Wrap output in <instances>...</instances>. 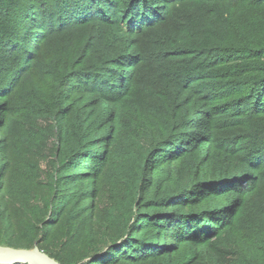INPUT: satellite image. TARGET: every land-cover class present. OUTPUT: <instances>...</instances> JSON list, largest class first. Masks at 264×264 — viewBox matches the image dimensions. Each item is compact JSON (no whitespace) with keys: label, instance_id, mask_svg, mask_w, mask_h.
<instances>
[{"label":"trees","instance_id":"1","mask_svg":"<svg viewBox=\"0 0 264 264\" xmlns=\"http://www.w3.org/2000/svg\"><path fill=\"white\" fill-rule=\"evenodd\" d=\"M2 245L264 264V0H0Z\"/></svg>","mask_w":264,"mask_h":264},{"label":"water","instance_id":"2","mask_svg":"<svg viewBox=\"0 0 264 264\" xmlns=\"http://www.w3.org/2000/svg\"><path fill=\"white\" fill-rule=\"evenodd\" d=\"M0 263L4 264H60L35 246L32 249L0 247Z\"/></svg>","mask_w":264,"mask_h":264},{"label":"rangeland","instance_id":"3","mask_svg":"<svg viewBox=\"0 0 264 264\" xmlns=\"http://www.w3.org/2000/svg\"><path fill=\"white\" fill-rule=\"evenodd\" d=\"M36 195V193L35 192H32V194H31V198H28V202H30L31 203V201H32V199H33V197ZM28 202H26L24 199H20V198H16V199H14V201H13V203H14V205H15V211H21V212H23L24 210H25V208H26V206H27V204H28ZM85 226H87V222H85L84 223V227ZM7 227H8V224L7 223H5V232L7 231ZM0 247H10V248H14V249H32V248H22V247H13V246H4V245H2V246H0ZM34 248V247H33ZM42 251V250H41ZM44 252V251H43ZM73 253H81V250H80V248H79V246L76 244L75 245V248H74V250L72 251ZM44 253H46V252H44ZM46 254H48V253H46ZM49 256H50V254H48ZM52 259H55L57 262H59L55 257H52V256H50ZM86 261V259H84L83 260V262H85ZM60 263V262H59ZM61 264V263H60ZM78 264H81V262H79Z\"/></svg>","mask_w":264,"mask_h":264}]
</instances>
